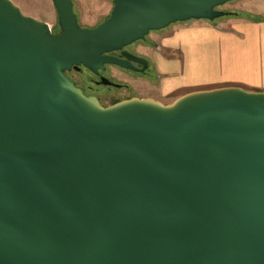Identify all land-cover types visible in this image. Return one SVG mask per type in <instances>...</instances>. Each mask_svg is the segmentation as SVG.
<instances>
[{
  "label": "water",
  "instance_id": "95a60500",
  "mask_svg": "<svg viewBox=\"0 0 264 264\" xmlns=\"http://www.w3.org/2000/svg\"><path fill=\"white\" fill-rule=\"evenodd\" d=\"M50 1L57 33L0 0V264H264L263 91L102 106L63 73L230 0H112L93 27Z\"/></svg>",
  "mask_w": 264,
  "mask_h": 264
},
{
  "label": "crops",
  "instance_id": "0c3cea01",
  "mask_svg": "<svg viewBox=\"0 0 264 264\" xmlns=\"http://www.w3.org/2000/svg\"><path fill=\"white\" fill-rule=\"evenodd\" d=\"M240 12L244 14L164 27L154 53L158 97L152 98L168 103L177 96L162 98L177 91L225 85L264 92V7L248 6Z\"/></svg>",
  "mask_w": 264,
  "mask_h": 264
},
{
  "label": "flooded vegetation",
  "instance_id": "af4514ba",
  "mask_svg": "<svg viewBox=\"0 0 264 264\" xmlns=\"http://www.w3.org/2000/svg\"><path fill=\"white\" fill-rule=\"evenodd\" d=\"M51 31L53 33H57L58 28L57 30L51 29ZM148 33L143 39L129 42L118 49L106 53L107 55L127 61L129 64L128 67L104 63L102 68H98L96 73H92L83 66L77 65L76 67L70 66V68L64 70L63 73L74 83L75 86L79 87L85 95L94 96L98 103L102 106L109 105L132 96L152 98L150 96L136 94L133 92L131 86V80L134 79L135 76L143 78L148 83L155 81L157 78L154 53L157 52L158 44L154 40L147 39ZM138 43L142 48L147 49L150 55L135 49V46ZM130 65L132 67H130ZM110 66L114 68V71L109 69ZM83 70H85L89 75H86L87 80L83 79L82 81H79L80 79L78 80V78L81 76V72ZM151 71L153 72L152 76L150 74ZM101 78H104L106 82H101ZM103 100H106L107 103L104 104L102 102Z\"/></svg>",
  "mask_w": 264,
  "mask_h": 264
},
{
  "label": "rangeland",
  "instance_id": "374dc122",
  "mask_svg": "<svg viewBox=\"0 0 264 264\" xmlns=\"http://www.w3.org/2000/svg\"><path fill=\"white\" fill-rule=\"evenodd\" d=\"M25 15H30L35 19L46 22L52 30H57L56 24V13L53 5L50 0H11ZM72 11L75 14L76 22L80 27H93L100 22H102L109 14L110 9L112 8V0H71ZM248 6H256L263 8L264 0H230L225 2L222 5H219L217 8L226 12L240 11V8H245ZM225 15L218 17L220 19ZM214 20V19H213ZM175 23V22H174ZM163 28L150 31L147 35V39L154 40L157 42L159 32ZM135 49L149 54L147 49L141 47L138 43L135 46ZM110 70L114 71V68L110 66ZM81 76L78 78L79 81L83 79L87 80V72L83 70ZM151 76L153 72H150ZM131 86L133 92L142 96H151L158 97V84L157 81L146 82L143 78L135 76L131 80ZM184 91H177L172 94L170 97L162 98L164 101H170L174 96H178ZM104 104L107 103L106 100L102 101Z\"/></svg>",
  "mask_w": 264,
  "mask_h": 264
},
{
  "label": "trees",
  "instance_id": "16d2710c",
  "mask_svg": "<svg viewBox=\"0 0 264 264\" xmlns=\"http://www.w3.org/2000/svg\"><path fill=\"white\" fill-rule=\"evenodd\" d=\"M228 15L231 14V15H236V16H242L244 13L240 12V11H232V12H228L227 13ZM256 18V17H254Z\"/></svg>",
  "mask_w": 264,
  "mask_h": 264
}]
</instances>
